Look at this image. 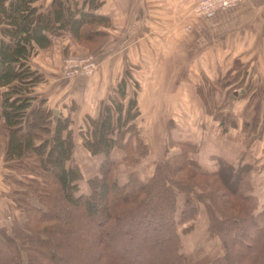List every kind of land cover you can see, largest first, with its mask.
Listing matches in <instances>:
<instances>
[{"label": "trees", "instance_id": "1", "mask_svg": "<svg viewBox=\"0 0 264 264\" xmlns=\"http://www.w3.org/2000/svg\"><path fill=\"white\" fill-rule=\"evenodd\" d=\"M96 5L94 0H83L80 6L50 0L43 9L38 0H0L4 160L11 170L22 174V179L14 180L27 186L26 194H31L24 206L30 213L28 227H24L37 235L33 239L15 234V239L25 241L22 246L29 252L26 264H189V256L179 251L176 225L194 218L196 208L188 198L176 220V195L201 183L208 185L204 197L214 208L208 210L209 233L223 247L222 253L205 257L201 264H264V207L257 211V198L249 193L248 165L235 167L216 156L213 169L191 171L186 165L198 164L188 157L191 147H185L157 165L146 182L138 178L116 182L112 150L131 149L123 135L138 116L134 96L128 100L125 115L124 105L109 97L112 108L105 105L103 115L88 117L89 135L83 145L91 154L104 158L98 174L87 180L89 192L77 194L81 173L76 165H67L74 147L69 116L56 117L51 129L52 110L44 98L34 94L40 74L31 58L48 48L60 32L69 33L78 42L99 35L97 26H108L109 20L95 14ZM86 24L93 36L88 37L90 32L83 30ZM116 90L120 97H126L123 80ZM37 128H44V132H37ZM145 149L140 155L147 153ZM205 177L215 179L207 181ZM0 236V264H21L16 242L1 230Z\"/></svg>", "mask_w": 264, "mask_h": 264}, {"label": "rangeland", "instance_id": "2", "mask_svg": "<svg viewBox=\"0 0 264 264\" xmlns=\"http://www.w3.org/2000/svg\"><path fill=\"white\" fill-rule=\"evenodd\" d=\"M67 1L77 2L80 6L83 0ZM244 1L246 0H239L235 5L212 11L197 10L200 0L186 6L178 3L172 7H159L158 11L172 8L169 12L172 13V18L169 19V13L165 10L163 15L149 16L150 13L156 14L152 13L153 7L150 6L122 3L116 5L114 11L106 4L107 0H94L97 4L94 8L95 14L103 15L109 20L108 26H97L99 35L93 36L92 28L86 24L83 30L90 32L88 37L92 35L91 39L78 42L69 33L64 32L52 37L49 49H45H54L52 60L57 61V56L60 57L57 67L55 60L43 63L40 57L47 54H40L43 53L42 49L35 53L31 63L38 69L40 78L34 87V94L38 99L44 98L47 107L52 110L51 129L55 124L54 119L59 115L69 116L70 119L68 129L74 147L67 165H76L81 173L77 194L89 192L87 180L98 174L99 165L104 158L102 154H91L83 142L84 137L89 135L88 117L103 115L105 105L110 108L114 106L109 97L124 105V115L128 100L133 96L138 109V116L131 122L134 126L123 135L125 142L131 144V149L112 150V158L116 162L113 178L117 183L123 184L130 178L146 182L154 174L157 165H161L169 156L178 154L185 147H191L188 157L198 164H188V169L206 171L215 167L216 156L211 159L213 167L206 168L200 164L196 153H200L208 143L223 145L216 142L220 134L217 129L218 126H231L233 115L229 107L236 90L242 88V85L233 83L240 76L239 70L232 74L231 70L207 67L210 65V59L214 57L208 54L206 48L216 44V39L207 38L205 30L210 32L208 19L211 16L232 9ZM49 2L50 0H38L43 9L48 8ZM144 13L148 16L145 20ZM84 55L92 56L93 72L89 75L65 76L62 69L64 59ZM205 78L211 81L210 87L198 84L204 82ZM100 80H103V87L99 86L94 90L96 81ZM122 80L125 84V98L120 97L116 90ZM98 90L101 98L97 108H94L96 103H93V95L95 93L96 96ZM201 91L209 94L203 101L196 95V92ZM54 109L57 110L56 116L53 114ZM2 122L0 118V230L2 235L13 238L19 248L17 254L20 255L21 264H26L29 252L23 248V240L14 237L16 233L30 235L33 239L37 236L32 230L24 227L27 226V216L30 215L24 206L31 194H26L27 186L14 180L22 179V174L11 170L4 160L6 130ZM44 128H37V132L43 133ZM145 147L147 153L140 155ZM125 155L128 156L127 160ZM205 178L207 181L215 179ZM208 190V185L201 183L190 191L176 195V220L180 218L188 198L196 208L194 218L176 225L181 243L179 251L189 256V264H201L205 257L210 258L223 252L220 240L211 236L208 230V210H214L210 201L204 197ZM197 194L201 195L200 199ZM23 242L25 244V241ZM3 243L7 245V240Z\"/></svg>", "mask_w": 264, "mask_h": 264}, {"label": "crops", "instance_id": "3", "mask_svg": "<svg viewBox=\"0 0 264 264\" xmlns=\"http://www.w3.org/2000/svg\"><path fill=\"white\" fill-rule=\"evenodd\" d=\"M195 2L196 0H121L120 2L107 0L106 4L114 11L116 5L122 3L150 6L153 7L152 13L156 14L150 13L149 16L154 17L171 12L172 8H169V11L165 9L158 11L161 6L172 7L178 3L186 6ZM147 18L145 14L143 19ZM170 18L172 13H169ZM208 21L211 29L210 32L205 30V34L207 38L216 39V44L210 48L206 45V51L208 50V54L214 57L210 59V65L207 67L213 69L215 66L218 70H231L232 74L239 70L240 76L233 83H241L242 88L236 90L234 100L229 107L234 124L225 128L218 126L217 133L220 134L215 141L223 145L208 143L200 153H196V156L199 157L200 164L206 168H210L213 163L212 156L222 157L235 167L239 164L248 165L251 185L249 193L257 198L258 211L264 207V0H246L232 9L211 16ZM47 49H42L43 53H40L47 54L40 57L43 63L55 62V59L52 60L54 49L52 51ZM57 57L56 67L60 59L59 56ZM205 79L198 84L210 87L211 81L209 78ZM102 81H96L94 90L99 86L103 87ZM196 95L203 101L209 94L201 91L196 92ZM93 97V103H96L93 107L97 108L101 98L99 90ZM207 114L212 118L209 113Z\"/></svg>", "mask_w": 264, "mask_h": 264}, {"label": "built area", "instance_id": "4", "mask_svg": "<svg viewBox=\"0 0 264 264\" xmlns=\"http://www.w3.org/2000/svg\"><path fill=\"white\" fill-rule=\"evenodd\" d=\"M239 0H200L198 4L199 9H205L206 11L227 8L238 3ZM91 55H84L81 57H69L63 61V71L65 76H75L78 74H91L93 72V62Z\"/></svg>", "mask_w": 264, "mask_h": 264}, {"label": "water", "instance_id": "5", "mask_svg": "<svg viewBox=\"0 0 264 264\" xmlns=\"http://www.w3.org/2000/svg\"><path fill=\"white\" fill-rule=\"evenodd\" d=\"M53 114H54V116H56V114H57V110L56 109H54Z\"/></svg>", "mask_w": 264, "mask_h": 264}, {"label": "bare ground", "instance_id": "6", "mask_svg": "<svg viewBox=\"0 0 264 264\" xmlns=\"http://www.w3.org/2000/svg\"><path fill=\"white\" fill-rule=\"evenodd\" d=\"M84 75H89V74H84Z\"/></svg>", "mask_w": 264, "mask_h": 264}]
</instances>
